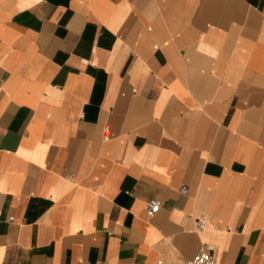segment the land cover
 I'll return each mask as SVG.
<instances>
[{"label": "crops", "instance_id": "1", "mask_svg": "<svg viewBox=\"0 0 264 264\" xmlns=\"http://www.w3.org/2000/svg\"><path fill=\"white\" fill-rule=\"evenodd\" d=\"M207 242L264 264V0H0V264Z\"/></svg>", "mask_w": 264, "mask_h": 264}, {"label": "built area", "instance_id": "2", "mask_svg": "<svg viewBox=\"0 0 264 264\" xmlns=\"http://www.w3.org/2000/svg\"><path fill=\"white\" fill-rule=\"evenodd\" d=\"M132 53L133 51L130 50ZM180 191L183 194L189 192V187L184 185L181 187ZM161 208V201L158 198L151 199L146 206L147 213L153 215L159 211ZM197 230L201 231L207 227V218L205 215H200L196 219ZM221 228L219 225H214V231L218 232ZM218 247L215 243L207 242L203 243L197 253L189 259L181 260L173 263H166L163 260H159L157 264H220L217 257Z\"/></svg>", "mask_w": 264, "mask_h": 264}]
</instances>
